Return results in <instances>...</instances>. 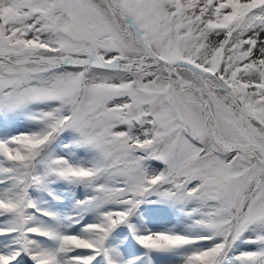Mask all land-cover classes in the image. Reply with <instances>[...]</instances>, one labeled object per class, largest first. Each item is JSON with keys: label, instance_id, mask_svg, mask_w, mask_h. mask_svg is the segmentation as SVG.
Listing matches in <instances>:
<instances>
[{"label": "snow or ice", "instance_id": "snow-or-ice-1", "mask_svg": "<svg viewBox=\"0 0 264 264\" xmlns=\"http://www.w3.org/2000/svg\"><path fill=\"white\" fill-rule=\"evenodd\" d=\"M0 264H264V0H0Z\"/></svg>", "mask_w": 264, "mask_h": 264}]
</instances>
